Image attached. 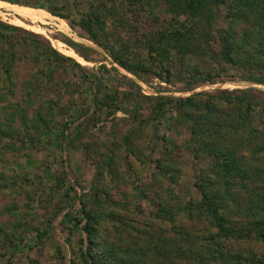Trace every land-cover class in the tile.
Returning <instances> with one entry per match:
<instances>
[{
	"label": "rangeland",
	"instance_id": "374dc122",
	"mask_svg": "<svg viewBox=\"0 0 264 264\" xmlns=\"http://www.w3.org/2000/svg\"><path fill=\"white\" fill-rule=\"evenodd\" d=\"M13 1L33 8L57 9L66 17V21L62 20L68 32L81 40L55 32L53 37L65 45L59 50L48 38L35 34V39L47 41L52 49L71 58L77 66L59 58V54L43 53L45 48L31 45L23 39L22 32L0 28L3 35L0 51L7 47V41L14 44L15 50L7 79L3 71L5 60L0 66V209L10 207L8 212L0 214V264H90L86 249L89 245L80 228L82 223L75 224L69 217L76 214L72 207L78 195L92 216L94 242L90 254L97 257L106 247L115 252L114 257L120 256L118 263L145 259L144 254H149L146 258L149 263L163 264L164 238L175 237L172 225L183 224L195 230L191 222L184 220L188 216L186 205L199 200L194 183L209 169L207 160L188 152L190 135L173 117L172 110H169L171 116L156 124L151 107L157 99L142 95L185 97L251 88L264 98V84L245 77L247 73L264 72V52L260 57L254 53H237L239 65H228L214 63L204 53L191 48L182 55L181 68L187 64L194 66L201 76L187 91L180 80L166 81L163 73L153 74L155 70L140 77L126 72L103 49L86 39L87 34L77 26V20L98 0ZM99 1L109 3V0ZM151 1L155 9L164 12L162 0ZM227 8L213 2L208 5L211 36L216 38L219 29L235 32V36L245 29L251 33V26L242 23L233 31ZM29 10L54 24L55 17ZM139 11L126 13L128 24L123 27L114 23V16L107 17L106 30L124 38L133 32V27L148 30L169 22L163 12H153L157 17H144ZM0 21L9 23L1 18ZM69 41L76 50L67 45ZM213 41L211 47L218 50ZM128 44V50L145 55L136 42ZM68 48L86 63L68 53ZM174 55L176 61L180 55ZM111 66L118 74L111 71ZM93 77L101 84L94 103L90 81ZM104 102L112 107V112L106 111ZM216 105L224 107L221 103ZM263 119L258 112L253 121L259 124ZM247 188L244 191L238 185L232 192V199L240 201V207L253 205L258 196L264 199V179ZM228 205L232 207L231 203ZM65 212L67 216H63ZM248 215L239 220L251 219ZM42 230L46 233L38 236ZM233 244L244 246L241 251L248 249L256 256L264 253V248L254 241ZM155 245L158 250H151ZM145 249L151 251L144 252Z\"/></svg>",
	"mask_w": 264,
	"mask_h": 264
},
{
	"label": "trees",
	"instance_id": "16d2710c",
	"mask_svg": "<svg viewBox=\"0 0 264 264\" xmlns=\"http://www.w3.org/2000/svg\"><path fill=\"white\" fill-rule=\"evenodd\" d=\"M5 1L19 4L13 0ZM111 2L113 4L110 5ZM151 2V0H109L106 4L98 0L92 3L87 12L77 20V26L87 34V40L103 49L112 62L126 72L140 77L142 73L155 70L153 74L161 76L163 73L162 78L166 81L172 78L180 80L183 89L187 91L192 89L201 76L194 66L187 64L181 68L184 63L181 62L182 55L188 53L191 48L204 53L208 56L206 58L213 60L214 63L228 65H239L238 59L235 58L237 53H254L260 57L261 52H264V0H162L164 12L155 9V4ZM210 2L228 7L226 14L231 15L230 24L233 31L239 23H242L251 26V33L248 34L250 32L248 29L240 31L236 34L237 39L235 32H224L223 29H219L218 36L213 38L210 33L211 13L208 10ZM45 10L66 21V17L57 9L45 7ZM138 11L144 17L147 15L157 17L158 15L153 12L158 11L157 14L163 12L167 14L169 22L161 28L148 30H137V27H133V32L130 31L124 38L118 37L114 31L106 30L107 17L114 16V23L123 27L128 24L124 15ZM116 13L117 17H115ZM39 17L42 21L49 22L46 17L41 15ZM54 25L64 27L56 18ZM0 28L24 33V40L31 45H41L45 48L43 53L59 54L47 41L35 39L37 33L26 32L22 27L1 21ZM2 36L0 34V40ZM132 41L138 44V48H142L144 56L132 51L131 48L128 50V43ZM212 41L217 43L218 50L211 47ZM7 43V47L0 51V66L5 60L3 71L6 79L15 58L14 44L8 41ZM72 44L69 41L67 45L73 48ZM50 45L52 46L51 43ZM176 53L180 57L175 61ZM58 56L77 65L67 56L60 54ZM81 56L86 59L82 54ZM262 61L264 62V57ZM254 67L257 68L258 65ZM100 68L104 69V66L101 65ZM110 69L118 74L115 67L111 66ZM260 74L247 73L245 77L264 84V72ZM203 78L205 81L210 80L209 77ZM90 81L93 86L91 99L94 103L97 100L96 90L101 84L96 77ZM142 96L157 99L151 107L154 113L153 119L157 120L156 124H159V120L167 119L172 112L175 114L173 117L190 135L188 152H192L193 156H197L200 160H207L206 166L209 169L194 183L199 200L189 201L186 205L188 216L184 220L191 222L195 230L188 229L183 224L172 225L175 237L164 238L165 247L162 251L166 261L163 264H264V253L256 256L248 249L241 251L244 246L235 247L233 244L254 241L264 248V199L258 196L253 205L246 207H240V201L232 199L235 186L239 185L246 191L247 186L256 185L264 179V119L259 124L253 121L258 112L264 116V98L255 94L251 88L221 90L215 94L193 93L185 97ZM216 103H221L224 107H218ZM102 106L107 112H112V107L107 102ZM126 149L129 151L128 147ZM76 198V203L72 207L76 214L71 213L69 217L75 224L82 223L80 228L85 233L89 245L86 249L90 264H102V262L151 264L146 259L149 254H144L145 259H129L120 263H118L120 256L114 257L115 252L106 247L102 248L97 257L90 254V246L94 242L92 216L86 209L81 195ZM229 203L232 207H229ZM9 208L7 206L3 210L0 209V214L8 212ZM250 212L251 214L248 215ZM67 214L65 212L63 216ZM247 215L251 219L239 220ZM200 231L204 233L201 235ZM45 233L42 230L37 235L42 236ZM153 249L158 250L157 245L151 246V250ZM151 250L145 249L144 252ZM29 262L32 263L31 260Z\"/></svg>",
	"mask_w": 264,
	"mask_h": 264
},
{
	"label": "bare ground",
	"instance_id": "6f19581e",
	"mask_svg": "<svg viewBox=\"0 0 264 264\" xmlns=\"http://www.w3.org/2000/svg\"><path fill=\"white\" fill-rule=\"evenodd\" d=\"M27 7L28 9L26 8V5L8 3L0 0V18L4 21L12 23L15 26L22 27L26 30L32 31L48 38V40L53 44V46L57 47V49L59 50H63V47L65 45L53 37V34H55V32H60L64 35L72 37L73 40L80 42L81 38L73 35L72 33H69V28L66 24H64L61 18L55 15H50L47 12L38 8H30L29 6ZM29 9H33L38 12L40 11L42 13H46L52 17H55L57 22L61 25H64V27L40 20L39 17ZM14 17H17V19H15ZM68 53L72 54L75 57H78L77 54H75L71 48H68ZM78 60L82 64L86 63L80 57H78Z\"/></svg>",
	"mask_w": 264,
	"mask_h": 264
},
{
	"label": "water",
	"instance_id": "95a60500",
	"mask_svg": "<svg viewBox=\"0 0 264 264\" xmlns=\"http://www.w3.org/2000/svg\"><path fill=\"white\" fill-rule=\"evenodd\" d=\"M1 1H3V0H1ZM3 2H6V1H3ZM9 3V2H8ZM27 7V6H26ZM31 8V7H30ZM41 9V8H40ZM41 10H43V11H45V12H47L46 10H44V9H41ZM48 13V12H47ZM49 14V13H48ZM51 15V14H50ZM95 45V44H94ZM97 46V45H96ZM97 47H99V46H97ZM117 66V65H116ZM114 67V66H113Z\"/></svg>",
	"mask_w": 264,
	"mask_h": 264
}]
</instances>
